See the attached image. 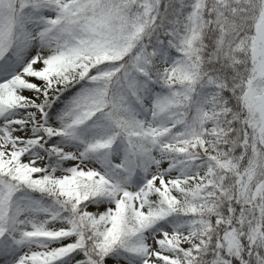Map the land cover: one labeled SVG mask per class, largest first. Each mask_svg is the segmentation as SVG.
<instances>
[{"label": "snow or ice", "instance_id": "snow-or-ice-1", "mask_svg": "<svg viewBox=\"0 0 264 264\" xmlns=\"http://www.w3.org/2000/svg\"><path fill=\"white\" fill-rule=\"evenodd\" d=\"M0 264H264V0H0Z\"/></svg>", "mask_w": 264, "mask_h": 264}]
</instances>
